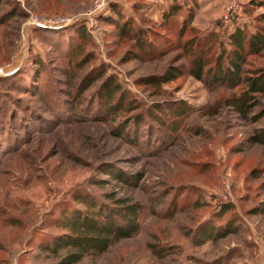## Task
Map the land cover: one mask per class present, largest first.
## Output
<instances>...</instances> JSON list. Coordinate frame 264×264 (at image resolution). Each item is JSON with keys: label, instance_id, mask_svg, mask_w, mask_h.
Instances as JSON below:
<instances>
[{"label": "rangeland", "instance_id": "obj_1", "mask_svg": "<svg viewBox=\"0 0 264 264\" xmlns=\"http://www.w3.org/2000/svg\"><path fill=\"white\" fill-rule=\"evenodd\" d=\"M263 16L264 0H0V264H55L61 213L111 192L141 205L140 230L79 264H264V149L249 143L264 95L244 116L241 88L188 71L189 45L214 35L219 54ZM248 63L264 70V51ZM107 77L140 109L106 117ZM212 225L236 231L196 237Z\"/></svg>", "mask_w": 264, "mask_h": 264}, {"label": "trees", "instance_id": "obj_2", "mask_svg": "<svg viewBox=\"0 0 264 264\" xmlns=\"http://www.w3.org/2000/svg\"><path fill=\"white\" fill-rule=\"evenodd\" d=\"M262 21L264 22V16ZM121 28L124 37L132 35L137 40V47L142 50L138 55L150 54L152 45L148 42L146 32L133 30L127 23ZM215 38L216 36L212 35L203 45L198 42H194L192 46L189 45L188 55L191 60L188 71L199 81L207 80L211 84H219L233 90L241 88L242 94L232 99L230 105H233L240 114L250 115L255 106L252 103L253 96L264 95V70H247L248 58L264 51V27L253 33L236 28L229 34V49L223 48L221 44L222 51L219 54L215 53ZM173 70L176 69H172L168 74L171 77L155 79L151 83L160 87L163 83L172 81L173 77H176ZM102 75L103 72L98 74L101 77ZM102 88L103 109L106 111V117L124 109L129 113L140 109L134 100L127 102V94L113 77H107ZM177 109L175 113L178 111V116H183L184 113L181 111L183 108ZM136 118L139 124L143 123L142 116L137 115ZM158 123L165 125L161 120H158ZM121 128L126 130V126ZM177 130L176 128L174 131ZM249 143L264 149V126L254 131L249 138ZM253 175L264 180V170H260L258 174L253 172ZM105 197L111 205L99 204L89 196H83L79 200L76 197V200L84 206V210L72 214L67 210L61 213L60 236L53 238L52 243L46 242V251L55 255L57 259L55 264H79L86 257L100 256L114 244L130 239L138 233L141 227V205L132 202L129 198H118L114 192L106 194ZM234 229L232 225H229L228 229L212 225L196 237L203 238L204 241L218 239L234 233L236 231Z\"/></svg>", "mask_w": 264, "mask_h": 264}]
</instances>
